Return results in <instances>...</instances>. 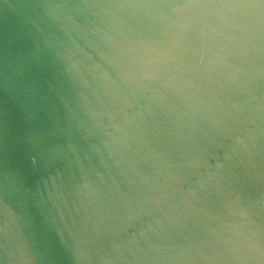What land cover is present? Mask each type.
I'll list each match as a JSON object with an SVG mask.
<instances>
[{"label": "water", "instance_id": "95a60500", "mask_svg": "<svg viewBox=\"0 0 264 264\" xmlns=\"http://www.w3.org/2000/svg\"><path fill=\"white\" fill-rule=\"evenodd\" d=\"M0 264H264V0H0Z\"/></svg>", "mask_w": 264, "mask_h": 264}]
</instances>
